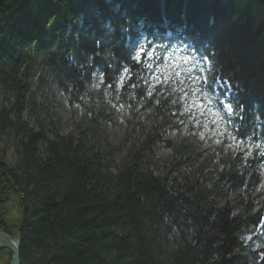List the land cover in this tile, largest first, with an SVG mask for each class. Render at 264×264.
Instances as JSON below:
<instances>
[{"label":"trees","instance_id":"trees-1","mask_svg":"<svg viewBox=\"0 0 264 264\" xmlns=\"http://www.w3.org/2000/svg\"><path fill=\"white\" fill-rule=\"evenodd\" d=\"M140 41L207 58L208 85L234 91L235 148L167 138L174 97L143 85ZM35 71L77 103L96 97L93 73L110 91L121 78L120 100L146 113L118 146L94 143L97 118L49 139L22 116ZM0 89L14 95L0 138L15 155L12 166L0 155V230L19 237L20 264H260L244 239L264 211V0H0ZM160 148L172 159L156 173ZM10 259L0 249V264Z\"/></svg>","mask_w":264,"mask_h":264},{"label":"rangeland","instance_id":"rangeland-1","mask_svg":"<svg viewBox=\"0 0 264 264\" xmlns=\"http://www.w3.org/2000/svg\"><path fill=\"white\" fill-rule=\"evenodd\" d=\"M141 48L144 52L138 59L143 70L141 74L143 85L147 89L156 85L170 86L169 92L174 97L178 129L167 130L165 132L167 138L177 140L187 137L201 149L217 146L224 140L231 148H235L234 137L228 132L230 114L223 107L222 100L220 101L222 107L218 104V88L221 86L217 83L210 93L205 84L207 80L203 76L202 61L203 64L206 62L200 61L192 54L189 55L183 49L165 53L162 49L146 48L143 41L134 46V56ZM120 80L110 91L101 87L100 73H93L88 82V91L96 97L91 101L90 97L86 96L77 103L70 100L69 96L52 84L45 75L37 71L32 72L28 79L27 108L22 116L31 128L35 130L42 128L49 139L53 138V130L60 136H75L78 124L87 129L88 123L97 118L100 134L94 143L103 146L106 140L113 146H118L124 136L132 134L129 121L134 118L142 119L146 113L142 108V101L133 99L132 102L125 103L120 100ZM13 98L11 92L0 89V108L9 107ZM90 138L88 132L86 139L89 141ZM124 150H119L115 154V163L119 162ZM0 155L8 166L14 164L12 137L0 138ZM171 159L170 151L160 148L152 166L153 170L156 173L163 172ZM210 165L215 166L216 162ZM262 171L264 176V169ZM262 218L264 219V211ZM261 232V227H258L257 232L245 236V242H252L254 248L259 249L262 244L264 245V235ZM4 261L8 263L6 257ZM257 263L264 264L263 261Z\"/></svg>","mask_w":264,"mask_h":264},{"label":"water","instance_id":"water-1","mask_svg":"<svg viewBox=\"0 0 264 264\" xmlns=\"http://www.w3.org/2000/svg\"><path fill=\"white\" fill-rule=\"evenodd\" d=\"M21 241L19 237H12L0 230V249H6L11 253L9 264H20L19 249Z\"/></svg>","mask_w":264,"mask_h":264},{"label":"snow or ice","instance_id":"snow-or-ice-1","mask_svg":"<svg viewBox=\"0 0 264 264\" xmlns=\"http://www.w3.org/2000/svg\"><path fill=\"white\" fill-rule=\"evenodd\" d=\"M143 52H144V49L141 48V49L135 54V56H133V59H136L137 62L139 63V59H138V57H140L141 54H142Z\"/></svg>","mask_w":264,"mask_h":264},{"label":"bare ground","instance_id":"bare-ground-1","mask_svg":"<svg viewBox=\"0 0 264 264\" xmlns=\"http://www.w3.org/2000/svg\"><path fill=\"white\" fill-rule=\"evenodd\" d=\"M256 235V234H255ZM254 236V235H253ZM259 258V257H258Z\"/></svg>","mask_w":264,"mask_h":264}]
</instances>
